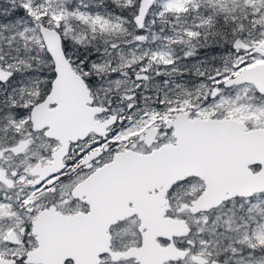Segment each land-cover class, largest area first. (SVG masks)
Returning a JSON list of instances; mask_svg holds the SVG:
<instances>
[{"label": "snow or ice", "instance_id": "snow-or-ice-1", "mask_svg": "<svg viewBox=\"0 0 264 264\" xmlns=\"http://www.w3.org/2000/svg\"><path fill=\"white\" fill-rule=\"evenodd\" d=\"M0 264H264V0H0Z\"/></svg>", "mask_w": 264, "mask_h": 264}]
</instances>
